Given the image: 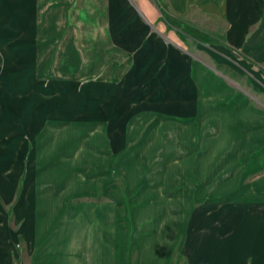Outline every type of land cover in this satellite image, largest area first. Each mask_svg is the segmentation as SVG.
I'll list each match as a JSON object with an SVG mask.
<instances>
[{
  "label": "crops",
  "instance_id": "1",
  "mask_svg": "<svg viewBox=\"0 0 264 264\" xmlns=\"http://www.w3.org/2000/svg\"><path fill=\"white\" fill-rule=\"evenodd\" d=\"M162 1L171 15H163L157 0H0V264H130L126 247L116 242L115 209L72 201L71 189L77 185L70 181L64 186L69 152L57 160L51 153L63 137L57 124L87 118V111L77 113L73 105H86L90 99L101 105L98 116L103 117L102 105L109 100L104 99L102 79L111 75V85H125L122 78L147 44L172 47L190 72L186 85L181 80L175 92L166 91L167 97L159 101L166 105L160 115L190 117L204 128L203 141L212 145L206 158L216 150L212 135L228 137L224 149L238 145L241 161L223 187L244 183V175L253 177L264 166L263 157L253 154L264 152V104L255 99V105L248 92L167 42L163 21L194 11L205 21L220 19L226 29L216 43L239 54L264 87V0ZM155 24L159 27H152ZM110 53L128 55L129 69L117 74L116 65H111L100 81L82 85L80 80L100 72L99 63ZM79 57L73 74L72 62ZM163 66L161 62L155 70ZM89 86L95 88L94 96ZM118 126L108 125L104 140L115 151L126 140L119 138L125 129ZM52 134L56 139L50 140ZM203 171L199 165L198 173ZM248 183L252 190L240 192V199L264 200V174ZM152 204L157 209V203ZM147 210L143 207L137 215L145 216ZM229 213L221 226L226 232L196 241L188 251V264H264V209L247 204L238 224L232 220L236 214ZM167 220L155 226L156 233L146 243L150 245H140L136 264H169L170 244L162 236L166 225L180 221Z\"/></svg>",
  "mask_w": 264,
  "mask_h": 264
},
{
  "label": "rangeland",
  "instance_id": "2",
  "mask_svg": "<svg viewBox=\"0 0 264 264\" xmlns=\"http://www.w3.org/2000/svg\"><path fill=\"white\" fill-rule=\"evenodd\" d=\"M157 2L163 15H171L165 2ZM214 19L217 21L207 22L198 11L164 19L165 40L187 52L195 62H203L223 79L235 83L239 91L248 92L255 105L259 104L257 101L264 104V87L256 81L254 70L244 66L239 54L216 43L215 38H223L226 25L220 19ZM152 27L158 28L159 24ZM138 52L134 67L122 78L125 85L119 89L117 85H111L115 78L111 75L102 79L106 81L104 99L109 100L102 105L104 118L98 116L101 105L90 99L86 105H73L77 113L85 114L87 111V118L57 124V131L63 137L59 138V145L51 155L57 160L69 152L65 158L69 165L65 169L67 183L64 186L67 187L70 181L77 185L71 189L72 201L104 203L115 209L114 224L118 226L119 235L116 242L126 247L130 264H136L140 245H150L146 244L147 240L156 233L155 226L162 219L180 221L178 225L174 221L173 225H166L168 230L162 236L170 244L167 253L169 264H188V251L196 241L226 232L221 226L223 221L229 220L230 211L232 213L229 214H236L232 220L238 224L247 204L254 210L264 209V200L245 201L239 196L246 188L252 190L248 182L253 177L262 176L264 166L253 177L244 175V183L235 178L236 183L223 187L221 183L233 179L241 161L236 150L238 145L233 148L228 144L224 149L228 137L212 135L217 139L216 150L206 158L212 145L203 141L207 132L204 128L190 117L174 113L161 116L159 113L166 108L162 102L158 104L167 97L166 91L175 92L181 80L186 81L184 85L190 80L188 63L172 47L159 44H147ZM83 58L85 60L86 57ZM77 59L72 62L73 74L80 57ZM86 59L88 62L90 57ZM2 62L0 59V66ZM58 62L53 66L55 70ZM130 62V57L122 53L105 55L99 63L100 72L91 73L92 76L80 80V83L100 81L111 65H116L118 74L124 68L129 69ZM161 62L164 63L163 68L156 71ZM130 79L131 84H128ZM92 87L89 86L88 92L94 96L95 88ZM112 91L118 97L110 96ZM151 92L152 96H149ZM45 119L48 124L49 116ZM111 123H117L122 132L125 129V136L119 138L126 140L124 143L121 141L119 151L112 150L104 141ZM232 136L233 143L236 135ZM52 139H56L54 134ZM254 153L260 159L263 157L264 163V152ZM199 165L204 170L200 174ZM174 201L178 204L175 205ZM152 202L157 203V209ZM143 207L148 210L141 217L137 214Z\"/></svg>",
  "mask_w": 264,
  "mask_h": 264
},
{
  "label": "built area",
  "instance_id": "3",
  "mask_svg": "<svg viewBox=\"0 0 264 264\" xmlns=\"http://www.w3.org/2000/svg\"><path fill=\"white\" fill-rule=\"evenodd\" d=\"M18 264H25V263H23V262H19Z\"/></svg>",
  "mask_w": 264,
  "mask_h": 264
},
{
  "label": "bare ground",
  "instance_id": "4",
  "mask_svg": "<svg viewBox=\"0 0 264 264\" xmlns=\"http://www.w3.org/2000/svg\"><path fill=\"white\" fill-rule=\"evenodd\" d=\"M166 106V105H165ZM169 110V109H168Z\"/></svg>",
  "mask_w": 264,
  "mask_h": 264
}]
</instances>
